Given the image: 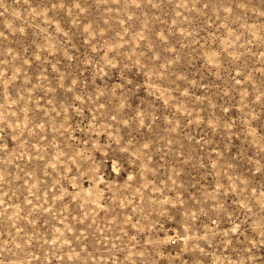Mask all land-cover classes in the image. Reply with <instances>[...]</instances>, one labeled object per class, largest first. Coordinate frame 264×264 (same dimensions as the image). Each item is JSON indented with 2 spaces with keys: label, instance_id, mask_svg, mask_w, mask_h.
<instances>
[{
  "label": "rangeland",
  "instance_id": "obj_1",
  "mask_svg": "<svg viewBox=\"0 0 264 264\" xmlns=\"http://www.w3.org/2000/svg\"><path fill=\"white\" fill-rule=\"evenodd\" d=\"M0 264H264V0H0Z\"/></svg>",
  "mask_w": 264,
  "mask_h": 264
}]
</instances>
